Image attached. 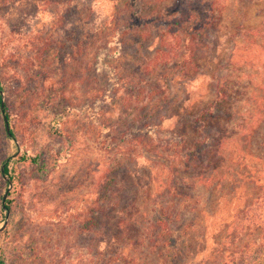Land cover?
Returning <instances> with one entry per match:
<instances>
[{
    "label": "rangeland",
    "instance_id": "374dc122",
    "mask_svg": "<svg viewBox=\"0 0 264 264\" xmlns=\"http://www.w3.org/2000/svg\"><path fill=\"white\" fill-rule=\"evenodd\" d=\"M197 1L195 28L213 24L205 35L193 37L199 52L190 59L193 50L187 47L182 58L172 54L171 61L149 72L146 64L159 48L166 21ZM22 3L0 0V92L14 132L7 139L0 102V166L9 164L7 176L13 177L9 211L3 197L10 184L0 176V228L10 213L0 232V264H114L108 240L122 236L124 223L134 227L124 235L131 237L124 252L133 264H159L161 253L176 258L184 251L192 252L197 264L203 257L197 251L212 249L214 234L232 240L234 216L264 194V0H78L65 15V36L81 41L78 56L65 68L49 70L50 77H23L30 72L25 59L36 32L49 29L53 19L43 8L34 19L32 7L22 19ZM156 76L160 92L147 89L139 101L132 97V84ZM38 81H47L46 91H65L72 111L65 110L62 128L59 118L43 109ZM219 86L229 98L213 112L221 118L211 123L226 130L227 164L206 173L194 189L185 188L195 175L180 171L188 180L181 189L194 197H177L169 190V169L177 164L173 152L143 148L129 129L149 123L160 139L180 136L191 142ZM104 93L113 99L105 101ZM58 129L68 138L61 155ZM23 154H41V166L20 160ZM210 176L218 181L215 187L206 180ZM104 193L109 200L101 204ZM99 206L105 209L101 223L87 225L84 218H96ZM162 208L172 219L159 251L151 241L158 233L154 217ZM187 232L190 241L183 246ZM172 260L164 264L181 263Z\"/></svg>",
    "mask_w": 264,
    "mask_h": 264
},
{
    "label": "trees",
    "instance_id": "16d2710c",
    "mask_svg": "<svg viewBox=\"0 0 264 264\" xmlns=\"http://www.w3.org/2000/svg\"><path fill=\"white\" fill-rule=\"evenodd\" d=\"M22 1L23 5L21 10L19 11V15L22 19L25 20L27 15L25 9H27L28 7L33 8L34 15L32 16H34V19L39 16V12L42 11V8L45 9V11H48L49 16H51L53 19V24L49 29L43 28L41 31L36 32L35 39L32 43V53L30 54V56L27 59H25L26 56H22V59L26 60L28 69H30L29 73L24 71L23 77H50L49 70L56 69L57 71L59 70L58 68L60 66L66 65L67 61H76V56H78L76 48H79L81 42L80 39L74 42L73 39L72 41H70V38L68 39L65 36V34L67 33L65 15L72 8V5L78 3V0ZM162 1L165 0H160V2ZM199 2L200 1L189 2L185 7L181 9L179 15H175L172 20L166 21V29L162 28L160 34L158 33L160 38L159 48L157 49L154 57L148 60L146 64L147 70H150L149 72H153L154 69H160V67L166 62L171 61L172 54H175V57L177 56L182 58L183 55L182 53L180 54V52L183 50V54H186L187 47H189L190 50H193L190 59L194 58L195 52H199L200 49L195 45V42H198L199 40H195V38L193 37L203 36L211 26L213 27L212 23L201 22L200 25L195 28L197 24L196 18L198 15V11L196 9L199 5ZM38 24L39 21L37 25ZM175 32H177V37H175ZM178 32L187 34L191 37V39L189 41L181 37L179 39ZM168 36L171 37V42L168 41ZM174 39H177L176 44L173 43ZM176 45L177 49L175 47ZM65 67L66 66H64V68ZM98 68L102 70L101 64ZM58 72H60L61 74V72L63 73L64 71L60 70ZM64 73L66 74V72ZM147 75L149 74L147 73ZM58 76L60 75L58 74ZM146 78L147 77L141 79L138 83L132 84L135 89V93L132 94V97L137 99L138 101L141 99L143 94H146L147 89L151 94H157L158 92H160V88H162V86H160V83H158L159 77H148L150 79ZM46 82L47 81H38L34 82V84L41 83V89L44 90L45 95L41 101L45 104V107L43 109L49 111L52 116L59 118L55 119V121L57 122L59 127L62 128V126L66 124V122H62V120L65 118V110L72 111L71 106L66 100L64 90H54L49 88V90L46 91ZM1 84L2 83L0 80V88L2 89ZM221 89L222 86L217 87L218 97L209 108V111L207 110L205 112L207 119H203L202 117V119H199L197 121L198 125L194 131L196 134V138L191 142L180 136L171 140L160 139L157 136L159 132L154 131L153 126L149 125V123L143 128L136 129L130 127L129 129L131 136L134 138L133 141L141 144L143 148L145 147V149H149L150 151L161 149L165 152H173L171 156L172 158H174V162H176L177 164H175L172 169H169V175L172 178L171 184L173 185L169 190L170 192L171 190H175L174 193L177 195V197L185 199L193 198L194 193H190L185 189H194L196 185H198L197 180H202L205 177L206 173H213L225 167L227 164L226 155L224 153V138L226 136V130L224 128H219L216 125L214 126L211 123L212 121H217L221 118V116L215 115L213 114V112L215 110H218L220 106L224 105L229 98L228 93L224 92ZM112 97L113 96L106 93L102 95V98L105 101L113 99ZM147 99L149 100L150 97H147ZM147 103L148 102L146 101V104ZM62 109L64 110L63 112L60 111ZM7 110L5 105V115L8 118V122L10 123L11 118L10 114L7 113ZM228 118H230V116ZM64 133L65 131H63V129H58V134L61 138L59 146L62 147L59 155L63 153V150H65V143L68 142V138H65ZM5 135L7 139H10V137L14 136V132L13 130H10V133H8L6 129ZM141 138H143L145 141L140 140ZM138 141H140L141 143ZM19 157L20 160L26 162L29 165L33 164L37 167L41 166V154H23ZM180 171H190L195 175L194 178H196L194 179V181H190L185 189L181 188L187 183L188 180L186 176L180 175ZM4 172L6 175H10L9 164H5ZM108 172L109 175H111V171L109 170ZM1 175H3V172L2 167L0 166V176ZM10 178L13 179L12 176H10ZM109 178V176L106 177L107 180ZM206 180H212V187L218 185V181L211 176ZM176 184L177 189L174 187ZM100 194L102 193H99V195ZM108 196L109 195H106L105 193L101 195V204H105L106 202H108ZM12 206L13 201L8 200L6 202L7 210L12 211ZM102 208L103 207L99 206L96 210H94L97 214L96 218H90L89 216H86L84 218L87 225L93 226L91 222H94L96 226L97 224L101 223L105 215V209L103 210ZM132 210L134 212L135 207H132ZM159 212L160 213L154 217V222H156L157 224L158 233L154 232L152 234L154 235V238L151 242L154 244L152 248L158 249L160 251V249L165 248V245L162 244V240L169 236L168 234L171 232L170 226L172 217L163 208L159 209ZM234 218L236 222H233L232 225L229 226L233 229L234 236L232 237V240H228L229 238L219 240L218 236L216 237L217 234H214V236L212 237V249L208 250V247H205V249L197 251L196 255L201 254L203 256L202 260L197 264H264V194L256 197L252 201V203H248L241 211V214L234 216ZM222 226L223 228L221 230H225V228L228 227L227 224H223ZM120 227H122L123 229L122 236L120 238L113 237L112 239L108 240L111 245V247L109 248L114 249V251H111L112 254L110 255V260H112L114 264H133V259L124 252V250L127 249V246L130 243L131 237L125 238L124 235L132 232L134 227L132 228V225L128 223H124L122 226L120 225ZM186 236L187 237L184 239V242H182L183 246H185L186 241L189 240L188 232ZM123 238L124 240H122ZM179 241L180 238L177 239V245ZM135 244H138V242H136ZM188 252L184 251L181 253V255H177L176 258L161 253L159 264H164V261H167L169 258L170 261H173L172 259H177V261L181 260V263L179 264H196L194 263L196 262L195 257H191L192 252ZM110 263L111 261L109 262V264Z\"/></svg>",
    "mask_w": 264,
    "mask_h": 264
},
{
    "label": "water",
    "instance_id": "95a60500",
    "mask_svg": "<svg viewBox=\"0 0 264 264\" xmlns=\"http://www.w3.org/2000/svg\"><path fill=\"white\" fill-rule=\"evenodd\" d=\"M0 94H1V108H2V112H3V115H4V119H5V122H6V127H7V131H8V133H10V126H9V122H8V118L6 117V115H5V95H4V92L3 91H1L0 92ZM4 166L2 167V172H3V175H4V178H5V180H7L8 182H9V184H10V187H9V189L7 190V192H6V194L4 195V197H3V208H4V210H7V207H6V200H7V198H8V195H9V192H10V190H11V188H12V185H13V182H12V180L5 174V172H4ZM9 211H7V217H6V222L4 223V225H3V227L2 228H0V232H2L6 227H7V224H8V220H9Z\"/></svg>",
    "mask_w": 264,
    "mask_h": 264
}]
</instances>
